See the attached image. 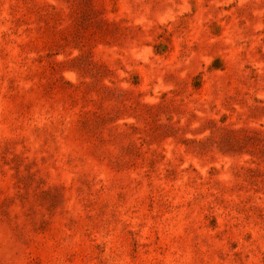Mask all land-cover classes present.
I'll use <instances>...</instances> for the list:
<instances>
[{"label":"rangeland","instance_id":"374dc122","mask_svg":"<svg viewBox=\"0 0 264 264\" xmlns=\"http://www.w3.org/2000/svg\"><path fill=\"white\" fill-rule=\"evenodd\" d=\"M0 264H264V0H0Z\"/></svg>","mask_w":264,"mask_h":264}]
</instances>
